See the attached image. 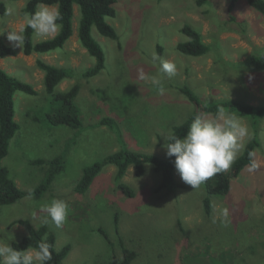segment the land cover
Instances as JSON below:
<instances>
[{"label": "rangeland", "instance_id": "obj_1", "mask_svg": "<svg viewBox=\"0 0 264 264\" xmlns=\"http://www.w3.org/2000/svg\"><path fill=\"white\" fill-rule=\"evenodd\" d=\"M0 1L5 6L4 14L0 13V34L5 33L0 39L17 52L2 58L0 69L36 92L14 94V121L19 130L9 142L2 166L20 190L32 192L47 169V164L32 162L63 159L50 191L39 200L28 195L0 207V239L19 242L26 231L12 223L27 220L37 228L46 225L54 233L55 251L70 247L62 264H109L113 258L120 263L122 247L137 253L132 264H264V118L254 127L247 118L232 114L248 129L244 146L254 136L259 141L258 167L254 172L246 167L236 178L231 177L230 168L211 178L228 176L230 190L223 197H212L210 216L204 214L202 205L205 183L192 188L175 170L177 188L156 191L161 174L150 164L140 177L132 166L128 168L123 182L133 193L130 198L117 189L114 166L104 167L85 194L74 191L84 168L123 148L167 158L162 147L167 142L165 134L194 110L179 87H189L203 107L220 100L264 105V71H252L247 65L252 53L264 52V20L245 0H236L233 22L228 12L231 0H210L203 7L196 6L195 0H115V17L107 22L115 28L118 41L92 30L105 55L104 69L93 78L82 76L95 60L79 43L77 6L73 7L72 36L62 48L26 56L23 45L16 47L7 39L8 32L25 27L26 0ZM185 25L199 32L209 47L207 54L190 57L177 51V44L187 40L181 33ZM54 36L34 33L32 40L36 44ZM153 55L174 62L176 75H158ZM37 61L73 71L55 93L79 85L74 103L80 111V128L54 126L47 120L60 103L46 94ZM141 69L148 77L156 76L160 84L140 80ZM160 86L167 90L163 95ZM105 118L112 119L115 127L99 125ZM52 199H62L69 206L60 227L50 219L45 222L46 213L41 211Z\"/></svg>", "mask_w": 264, "mask_h": 264}, {"label": "trees", "instance_id": "obj_2", "mask_svg": "<svg viewBox=\"0 0 264 264\" xmlns=\"http://www.w3.org/2000/svg\"><path fill=\"white\" fill-rule=\"evenodd\" d=\"M209 1L210 0H195V4L198 7H203L208 4ZM245 1L247 6L257 12L264 20V0ZM39 3L57 7L62 17V20L58 21V23L62 24V28L51 39L35 44L32 40L34 32L25 24V31L23 33L25 39L22 47L23 54L26 56L33 53L46 54L62 48L72 36L73 7L77 6L81 15L78 27V40L89 56L95 60L94 66L82 73V76L84 78H93L99 75L105 66V55L100 44L93 38L92 30L94 29L102 37L118 41V34L115 28L107 22V18L115 17V0H26L22 10L23 15L28 16L33 14L37 10L36 5ZM235 4L236 0H231L230 8L228 9L230 13L229 20L232 22L235 21L234 17L231 15ZM4 12L5 6L0 1V13L4 14ZM181 33L184 34L187 40L177 44V51L190 57H200L207 54L209 47L203 43L202 37L197 30L185 25ZM16 53L14 49L7 46L4 41L0 39V60L5 57L15 56ZM247 65L252 71L263 72L264 52H259L257 54L252 53L247 61ZM37 67L44 73L43 84L46 94L52 97L54 102L60 103V107L57 110L46 116L49 123L54 126H64L72 129L80 128L82 124L80 120V111L74 103L79 92V85H73V87L65 93H55V88L65 79L72 77L73 71L70 69L57 68L41 61H37ZM179 91L194 108L193 112L189 114V117L185 119L184 122L174 126L171 130V133L181 139L186 135L187 129L194 117L197 115L204 116L205 114H212L215 116L219 107H224L230 114H236L240 117L247 118L254 127L264 118V105L254 107L240 102L220 100L203 107L200 98L189 87H179ZM15 92L36 95L31 85L8 76L0 69V207L12 205L28 195L39 200L42 195L50 191L51 185L61 170L63 163L62 157H56L49 162L42 160L33 161V165L41 166L47 164V169L45 170L42 182L32 192L20 190L10 177L9 170L2 166V161L8 154L9 142L19 130L18 124L14 121L13 97ZM103 124L108 127L111 126V129L115 127L112 119H102L99 125ZM115 133L120 137V132L117 128ZM259 145L256 136L245 144L242 153L230 167V175L232 178H236L243 169L252 161H255V150ZM249 153L253 155L250 157ZM174 159V157L160 158L156 155L143 154L123 148L84 168L82 176L77 182L74 191L80 195L85 194L104 167L114 166L116 169L115 182L117 189L130 198L133 193L130 187L123 182V178L128 168L131 166L134 168L137 177L142 176L145 173V165L147 164L152 165L154 170L161 174V182L156 191H173L178 186L174 177ZM205 189L206 196L203 198L202 202L203 211L206 216H210L212 211V197H223L229 193V177L218 175L215 181H211L210 178L205 182ZM15 224L23 226L26 235L19 242L12 243L11 246L13 248L24 250L28 247H35L39 242L44 241L50 245L51 260L48 261V264H62V261L68 256L70 252L69 246L63 247L59 252L55 251L54 245L56 237L46 225L37 228L27 220H17L12 223V225ZM99 232H101L105 240L108 239L103 230L99 229ZM122 253L123 260L120 261V263L113 258L109 264H132L137 257L136 252L126 247H122Z\"/></svg>", "mask_w": 264, "mask_h": 264}, {"label": "clouds", "instance_id": "obj_3", "mask_svg": "<svg viewBox=\"0 0 264 264\" xmlns=\"http://www.w3.org/2000/svg\"><path fill=\"white\" fill-rule=\"evenodd\" d=\"M37 10L25 17L27 27L36 35L54 36L61 28V14L54 5L39 3ZM9 9V14H11ZM25 29L10 31L7 34L9 42L16 47L24 43ZM5 33V32H4ZM4 33L0 34L3 35ZM158 62V75L172 77L177 73V65L165 60L159 55H153L152 63ZM140 80H151L159 85L156 76L148 77L141 69L138 73ZM167 90L159 87L163 95ZM167 142L162 146L168 158L174 157V168L180 179L192 188H198L210 178L227 171L244 148V140L248 137V129L240 120L230 114L224 107H219L212 118L197 115L193 118L184 138H180L170 131L165 134ZM253 154L249 153L251 157ZM249 172H254L258 165L252 161L248 166ZM46 213L45 222L51 220L57 227L62 226L68 216L69 206L62 199H52L41 206ZM223 215H228V209H223ZM51 260L50 245L44 241L35 247L24 250L13 248L10 243L0 239V264H48Z\"/></svg>", "mask_w": 264, "mask_h": 264}]
</instances>
